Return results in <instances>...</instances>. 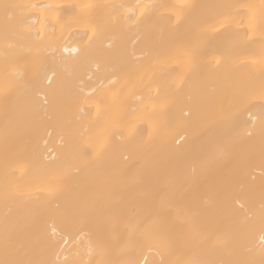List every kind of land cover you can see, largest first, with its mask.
I'll return each instance as SVG.
<instances>
[{
  "label": "bare ground",
  "instance_id": "1",
  "mask_svg": "<svg viewBox=\"0 0 264 264\" xmlns=\"http://www.w3.org/2000/svg\"><path fill=\"white\" fill-rule=\"evenodd\" d=\"M0 264H264V0H0Z\"/></svg>",
  "mask_w": 264,
  "mask_h": 264
}]
</instances>
